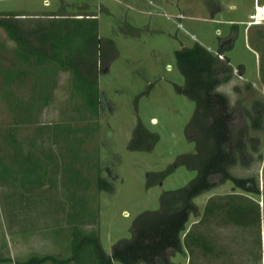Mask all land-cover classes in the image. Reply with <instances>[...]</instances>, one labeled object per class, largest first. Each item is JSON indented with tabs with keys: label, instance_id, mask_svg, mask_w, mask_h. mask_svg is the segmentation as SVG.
Here are the masks:
<instances>
[{
	"label": "rangeland",
	"instance_id": "1",
	"mask_svg": "<svg viewBox=\"0 0 264 264\" xmlns=\"http://www.w3.org/2000/svg\"><path fill=\"white\" fill-rule=\"evenodd\" d=\"M255 4V0H0V12L96 13L100 36L112 39L117 48L111 68L102 69L99 76L101 103L96 117L74 90L70 71L54 62L33 67L23 63L16 42L0 27V160L12 167L14 175L21 170L31 173L36 164L42 174L41 184L25 186L0 179V264H17L34 255L68 258L76 226L85 232L97 228L104 250L111 254L118 239L130 237L138 214L157 209L165 190L185 186L196 176V171L181 165L162 183L146 186L147 172L165 170L180 155L196 150L186 132L195 103L176 90L175 85H184L185 79L175 50L196 41L217 47L218 36L231 34V23L241 25L234 47L227 52L236 73L219 90L238 107L236 129L249 124L246 110L255 100L264 101V27L247 24ZM257 4L264 5V0ZM217 7L221 11L211 19ZM35 18L29 15L26 22ZM239 65L244 66L243 75ZM9 70L14 71L11 83L6 82ZM247 84L252 89H246ZM139 121L159 135L151 150L129 148ZM256 134L261 149L264 132ZM262 153L258 160V153L252 152L250 164L233 172L258 175L264 222V149ZM70 169L90 180L88 189L70 180ZM99 175L113 184V192L98 190ZM27 176L31 180L28 174L23 179L27 181ZM232 191L233 183L227 182L204 194ZM79 197L84 198L81 204L76 203ZM98 207L99 219L89 215ZM214 232L223 235L219 240L223 248L235 249L239 257L250 244L247 228L224 231L216 226ZM172 260L185 264L180 255Z\"/></svg>",
	"mask_w": 264,
	"mask_h": 264
},
{
	"label": "trees",
	"instance_id": "2",
	"mask_svg": "<svg viewBox=\"0 0 264 264\" xmlns=\"http://www.w3.org/2000/svg\"><path fill=\"white\" fill-rule=\"evenodd\" d=\"M29 15L36 18L26 22ZM125 25L131 26L128 23ZM0 27L16 42V54L23 63L33 67L54 62L62 70L70 71L74 90L86 99L94 116L99 117V76L102 69L108 71L117 56V48L112 39L100 36L98 14L83 11L67 16L57 11L33 14L4 11L0 12ZM238 33L239 24L233 23L228 37L218 36L216 53L198 41L192 46L176 49L174 53L177 67L185 79L184 85H175L176 90L195 103L186 132L188 138L195 142L196 150L180 155L165 170L147 172L146 186L149 188L162 183L181 165L196 171V176L185 186L165 190L157 209H147L138 214L131 224L130 237L118 239L113 244L111 254L104 250L97 228L85 232L76 226L70 257L60 259L52 254L34 255L17 264H177L172 257L186 255V251L190 255L189 264H197L193 260L197 248L205 255L215 254L214 228L222 223L233 224L241 230L251 227V234L246 237L252 244L249 250L251 256L246 263H261V204L247 194L261 193L260 179L257 174L239 176L233 170L239 165L248 166L252 152L258 153V160L263 159L264 145L259 149L260 136L256 132H264V101L257 99L252 108L246 110L249 124L239 131L234 125L235 109L238 107L231 103L228 94L219 90L234 76L235 70L227 52L234 47ZM107 45L111 50L109 54L105 50ZM238 71L243 75L244 66L239 65ZM13 77L14 71L9 70L6 82L11 83ZM246 89H252L251 84H247ZM234 90L239 91V87L235 86ZM85 130L89 132L88 128ZM158 140L159 135L139 121L129 148L151 150ZM0 165V179L19 181L23 186L42 182L37 164L31 173L28 170L24 172L31 177L30 180L27 176V181L23 179V170L14 175L12 167L1 160ZM69 172L72 182L83 189L89 188L90 180L81 171L70 169ZM227 182L233 183V192L211 196L201 213L196 198ZM97 187L99 191L114 190L113 184L101 175L97 178ZM236 189L244 192H236ZM83 199L79 197L76 203H83ZM98 211L99 207L96 213L89 215L99 219ZM192 216H201V219L187 230ZM234 263L231 261L230 264Z\"/></svg>",
	"mask_w": 264,
	"mask_h": 264
},
{
	"label": "crops",
	"instance_id": "3",
	"mask_svg": "<svg viewBox=\"0 0 264 264\" xmlns=\"http://www.w3.org/2000/svg\"><path fill=\"white\" fill-rule=\"evenodd\" d=\"M255 2H256V6L258 5L257 4V0H255ZM125 3V2H124ZM125 5H127L128 6V4H125ZM134 10H136V11H140V12H142V13H146V11L145 10H143V9H141L140 7H133L132 5H130ZM218 9H217V13H215L214 14V16H212L211 17V19L212 18H214V17H216L217 15H219V12L221 11V7H217ZM99 17V16H98ZM100 18V17H99ZM231 25H232V23H231ZM255 28H263L264 27V25L263 26H254ZM240 28H241V25L239 24V30H240ZM244 30H246V29H244ZM202 44V43H201ZM204 45V44H203ZM205 46V45H204ZM217 47H213V46H206L210 51H212V52H214V53H216L217 52V49H218V44L216 45ZM228 54V53H227ZM111 65L112 64H110V68H111ZM229 188L232 190V186H229ZM238 190H240V189H238ZM233 192V191H232ZM236 192H240V191H236ZM244 192V191H243ZM250 197H252V198H254V199H256L257 201H259V199H258V195H255V194H252V193H247ZM205 195H207L206 197H205ZM214 195H222V193H218V192H213V194L211 193V194H204V195H202V196H200V197H197L196 198V200H195V202L197 203V205L199 206V208H200V212L201 213H203V211H204V208H205V206H206V204H207V201H208V199L211 197V196H214ZM225 195V194H224ZM199 218V219H198ZM201 219V216H198V217H195V216H192L191 218H190V221L188 222V224H187V230H189L190 228H191V226L193 225V224H196L197 222H199V220ZM216 226H220L221 228H224V231H226V230H228L229 231V229H231L233 226H235V225H233V224H221V225H215V227ZM261 226H262V229H261V231H262V261H261V263H259V264H264V222H263V219H262V222H261ZM238 228V227H237ZM247 229H249V232H248V234L250 233L251 234V227H248ZM214 231H215V228H214ZM246 232V231H245ZM242 233V232H241ZM185 234H186V232H184L183 233V238H184V236H185ZM215 237H217L218 239H216L215 241H216V243H215V254H207V255H205L203 252H202V250L200 249V248H197L196 250H195V252H194V254H193V260L195 261V263H197V264H230L231 263V261H235V263H237L238 261H241L242 262V264H247L246 262H243L246 258H250V256H251V253H250V251L249 250H251V243L249 244V245H247L246 246V248L245 249H243V252H242V257H239V254L238 253H235L236 252V250L235 249H229V248H223L224 246H222V244L221 243H219V240H220V242L223 240L222 239V237H223V235H221V234H218V232H217V234L215 235ZM226 238V237H225ZM227 239H224V242H223V244L225 243V242H227L226 241ZM230 240H232V239H230V238H228V241H230ZM231 244H234V243H231ZM236 245V244H235ZM229 247H231L230 245H229ZM232 248V247H231ZM187 252V254L186 255H183V254H177V255H180V256H182V258L184 259V261H185V264H189V262H190V255H189V253H188V251H186ZM176 255V256H177ZM176 256H174V257H176ZM234 263V264H235Z\"/></svg>",
	"mask_w": 264,
	"mask_h": 264
},
{
	"label": "built area",
	"instance_id": "4",
	"mask_svg": "<svg viewBox=\"0 0 264 264\" xmlns=\"http://www.w3.org/2000/svg\"><path fill=\"white\" fill-rule=\"evenodd\" d=\"M247 24L249 26L264 25V5H257L255 9L250 12Z\"/></svg>",
	"mask_w": 264,
	"mask_h": 264
}]
</instances>
